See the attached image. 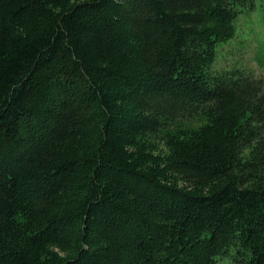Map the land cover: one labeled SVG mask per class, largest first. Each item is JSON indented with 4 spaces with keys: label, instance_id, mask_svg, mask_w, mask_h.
<instances>
[{
    "label": "trees",
    "instance_id": "trees-1",
    "mask_svg": "<svg viewBox=\"0 0 264 264\" xmlns=\"http://www.w3.org/2000/svg\"><path fill=\"white\" fill-rule=\"evenodd\" d=\"M253 5L0 0V264H264Z\"/></svg>",
    "mask_w": 264,
    "mask_h": 264
},
{
    "label": "rangeland",
    "instance_id": "rangeland-1",
    "mask_svg": "<svg viewBox=\"0 0 264 264\" xmlns=\"http://www.w3.org/2000/svg\"><path fill=\"white\" fill-rule=\"evenodd\" d=\"M245 67L264 75V0H254L237 18L235 36L218 46L215 69Z\"/></svg>",
    "mask_w": 264,
    "mask_h": 264
}]
</instances>
